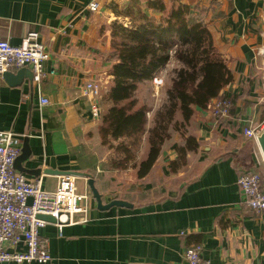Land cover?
<instances>
[{"label": "crops", "instance_id": "1", "mask_svg": "<svg viewBox=\"0 0 264 264\" xmlns=\"http://www.w3.org/2000/svg\"><path fill=\"white\" fill-rule=\"evenodd\" d=\"M91 1L0 0V39L18 46L27 33L36 32L50 54L46 69L55 70L39 84L27 67L11 82L0 74V130L12 132L20 151L26 139L29 157L22 160V173L40 178L42 189L54 190L57 177L69 174L77 191L90 195L87 213H75L61 234L54 223L40 230L48 238L52 261L22 264H186L183 251L193 243L201 244L202 258L211 264H264V214L258 217L247 207L237 186L244 162L264 175L258 145L242 134L249 120L261 119L264 107V0H163L187 5L190 18L211 33L232 74L221 90L232 109L216 123L207 109L196 108L187 128L196 148L173 171L175 148L185 139H168L140 178L129 163L112 165L114 158H123L113 149L120 141H113L112 149L102 144L101 119L92 115L80 88L90 80L101 82L102 116L110 107L102 97L113 85L111 68L117 62L111 24H128L120 12L145 0H98L97 12L87 8ZM174 62L155 74L173 69ZM155 96L151 80L137 85V106L149 112L145 129L165 92L161 99ZM40 97L48 99L46 106ZM140 144L148 149L145 134ZM88 176L103 204L120 200L130 206L98 209Z\"/></svg>", "mask_w": 264, "mask_h": 264}, {"label": "trees", "instance_id": "2", "mask_svg": "<svg viewBox=\"0 0 264 264\" xmlns=\"http://www.w3.org/2000/svg\"><path fill=\"white\" fill-rule=\"evenodd\" d=\"M120 13L129 22L111 24V46L117 62L111 68L113 85L102 97L110 107L100 115L99 135L102 144L109 148L114 147L113 141H120L113 149L124 154L123 158H114L111 163L123 168L128 159H134L131 147H136L142 135H146V157L138 164L135 159L132 161L140 178L151 169L163 143L170 139V131H181L196 108L206 109L213 99L223 96L221 90L232 80V74L215 49L211 33L203 23L190 18L187 5L145 0L133 2ZM171 59L177 66L172 70L165 100L156 110L151 126L145 129L147 110L137 106V85L151 80ZM181 135L186 134L181 131ZM184 138L185 145L175 148L176 158L170 163L173 171L183 162L187 151L197 146L192 136ZM241 167L247 171L256 169L248 162ZM260 174L264 189V175Z\"/></svg>", "mask_w": 264, "mask_h": 264}, {"label": "built area", "instance_id": "3", "mask_svg": "<svg viewBox=\"0 0 264 264\" xmlns=\"http://www.w3.org/2000/svg\"><path fill=\"white\" fill-rule=\"evenodd\" d=\"M87 8L97 12L100 8L98 0H92ZM50 59L46 47L39 40V34L29 32L21 44L13 46L0 39V74L27 67L32 72V80L39 84L55 73L54 69H46L45 63ZM151 83L158 89L162 83V74H154ZM80 94L90 100V109L95 118L100 117L99 100L101 83L99 80L87 81ZM42 106L48 104L45 97L39 98ZM231 102L228 97L213 99L207 106L208 113L214 122L229 117ZM149 115V112H146ZM264 130V107L261 119L248 121L242 129L246 138L257 144V136ZM20 154L19 140L12 132L0 130V264L38 262L49 263L52 257L48 248V238L40 234V230L48 222L37 217L39 214L55 218V226L59 234L62 228L72 223L75 213L86 214L90 208V195L79 193L75 185V177L62 174L57 177L54 190L42 189L41 179H29L24 173L14 168V162ZM260 157L263 160L259 150ZM264 162V160H263ZM237 186L247 207L256 216L264 214V189L261 185V174L258 170L247 171L241 167L237 177ZM186 264H211L202 258V246L199 243L188 245L183 251Z\"/></svg>", "mask_w": 264, "mask_h": 264}, {"label": "water", "instance_id": "4", "mask_svg": "<svg viewBox=\"0 0 264 264\" xmlns=\"http://www.w3.org/2000/svg\"><path fill=\"white\" fill-rule=\"evenodd\" d=\"M27 69L23 68V69H20L17 74H11L10 71H7V72H4L2 75L3 77L11 82V79L13 77H19L24 71H26ZM29 71V70H28ZM30 72V71H29ZM32 73H31V77H32ZM257 145H258V148L261 152V155L263 157V160H264V130L257 136ZM29 157V150L27 148V142H26V139L24 141V144L21 148V151H20V154L19 156L16 158L15 162H14V168L17 170V171H21V172H24L26 171V169H23L21 168V163H22V160H25ZM53 170H49L48 172H51ZM87 184L91 190V193H92V196L93 198L96 200V203H97V208L100 209V210H105V209H108L112 206H130V204L124 202V201H120V200H112L111 202H108L106 204H103L102 202V198H101V194L99 193V191L97 190V188L95 187L94 185V180L92 177L88 176L87 178ZM38 218L48 222V223H55V218L53 216H50V215H43V214H39L37 215Z\"/></svg>", "mask_w": 264, "mask_h": 264}, {"label": "rangeland", "instance_id": "5", "mask_svg": "<svg viewBox=\"0 0 264 264\" xmlns=\"http://www.w3.org/2000/svg\"><path fill=\"white\" fill-rule=\"evenodd\" d=\"M119 23H122L121 21H118ZM122 24H125V25H127V23H122ZM175 63V62H174ZM175 65L177 66V64L175 63ZM175 66V67H176ZM174 67V68H175ZM173 68V69H174ZM173 69H169V70H167L166 71V73L164 72L163 74H162V78H163V83H162V85L158 88V89H154L153 88V86H152V90L155 92V97L156 98H158V99H161V94H163L165 91H166V89H167V87L169 86V84H170V79H171V77H172V70ZM100 82V81H99ZM101 83V82H100ZM152 84V83H151ZM160 102V100H158V103ZM147 116V115H146ZM147 118V117H146ZM179 119H180V117H178ZM187 128H188V124L184 127V128H182V130L181 131H184V133L186 134L185 136H187L189 133H188V130H187ZM181 131H175V130H171L170 131V133H171V140L173 139V138H175L176 137V139H177V137L178 138H181V139H185L184 137L185 136H183V135H181ZM189 136V135H188ZM112 149V148H111ZM111 153H115V151L114 150H111ZM145 153H147V148L146 147H144V144H143V147H142V145L139 143V144H137L136 145V147L134 146V147H131V155H134V159H135V163L136 164H138V162L140 161V160H142L143 158H145L146 157V154ZM124 155V154H123ZM145 155V156H144ZM125 157V156H124ZM134 159H128L129 160V165L131 166L132 165V161L134 160ZM133 166V165H132ZM127 178L129 179V174L127 175ZM122 180L123 181H125V180H127V179H124V178H122ZM147 180H152V176L151 177H149V178H146V180L145 181H147ZM128 181V180H127ZM138 182L135 180L134 181V185H136ZM172 184V183H171Z\"/></svg>", "mask_w": 264, "mask_h": 264}]
</instances>
